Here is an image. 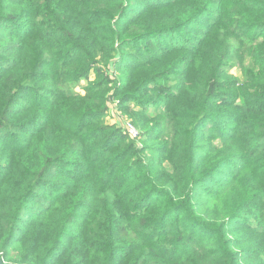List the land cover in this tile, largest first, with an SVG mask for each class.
<instances>
[{"label":"trees","instance_id":"obj_1","mask_svg":"<svg viewBox=\"0 0 264 264\" xmlns=\"http://www.w3.org/2000/svg\"><path fill=\"white\" fill-rule=\"evenodd\" d=\"M137 2L0 0L3 261L264 264V0Z\"/></svg>","mask_w":264,"mask_h":264},{"label":"rangeland","instance_id":"obj_2","mask_svg":"<svg viewBox=\"0 0 264 264\" xmlns=\"http://www.w3.org/2000/svg\"><path fill=\"white\" fill-rule=\"evenodd\" d=\"M137 1L139 0H133V3H136L135 4L136 9L138 8V4H139V2ZM151 1H154V0H151ZM156 1H161V0H156ZM198 32H199V26H196V25L185 26L182 34H180L179 37H177L179 38L177 41L182 40L181 44L197 43L198 38L200 37L199 35L200 32L199 33ZM152 37H156L157 39H159L158 34ZM165 45L170 46L171 43H167ZM181 53L186 54V55L189 54L188 52H185V50H183ZM170 57L172 56H169V58ZM181 65L182 64H180V66ZM237 70H238L237 67H233L230 70V72L232 74L238 75ZM92 73L93 74H91L89 81H93L96 78L94 72ZM179 79H180L179 70L174 71L173 73L164 74L161 80H158L156 84H153L154 89L149 92L150 97H156V98L161 99L160 103L163 104L164 99L166 101L169 95H172L173 93L177 91V85H178ZM87 82H88L87 80H83L80 86H77L74 89L79 93H83L84 86L87 84ZM123 105L124 104H118V102L111 103L109 109H107L106 112L98 118V121L102 123H106V124H115L118 127H123V129L126 128L127 123H130L137 133L135 137H132L136 141L137 145L140 146L143 144H148L149 140H147L144 136L140 135L141 131L135 124L134 116L132 115L135 113L134 108H133L135 104L133 102H127L125 105L130 107V109L128 110H125ZM154 106H155L154 104H149V107L151 110H153ZM207 125H209V123H206V126ZM157 143H160V140ZM51 190L52 188H49L48 190H45L44 188H40L39 193L41 195L38 197V200H41L44 197H49L51 193L54 192L53 190H52L53 192H51ZM37 202H38L37 200H32V202L29 203V205L35 204V207L38 208L39 203ZM26 213L28 212H25L24 215H26Z\"/></svg>","mask_w":264,"mask_h":264},{"label":"built area","instance_id":"obj_3","mask_svg":"<svg viewBox=\"0 0 264 264\" xmlns=\"http://www.w3.org/2000/svg\"><path fill=\"white\" fill-rule=\"evenodd\" d=\"M124 129L128 132L130 137H135L137 134L135 129L132 127V125L130 123H127L126 128H124Z\"/></svg>","mask_w":264,"mask_h":264},{"label":"water","instance_id":"obj_4","mask_svg":"<svg viewBox=\"0 0 264 264\" xmlns=\"http://www.w3.org/2000/svg\"><path fill=\"white\" fill-rule=\"evenodd\" d=\"M0 264H18V263H11V262H6L0 259Z\"/></svg>","mask_w":264,"mask_h":264}]
</instances>
